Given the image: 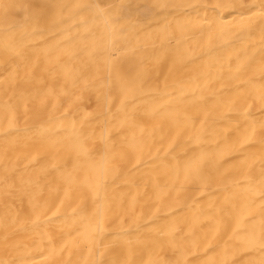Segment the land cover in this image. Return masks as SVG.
I'll use <instances>...</instances> for the list:
<instances>
[{"label":"bare ground","instance_id":"bare-ground-1","mask_svg":"<svg viewBox=\"0 0 264 264\" xmlns=\"http://www.w3.org/2000/svg\"><path fill=\"white\" fill-rule=\"evenodd\" d=\"M0 264H264V0H0Z\"/></svg>","mask_w":264,"mask_h":264}]
</instances>
